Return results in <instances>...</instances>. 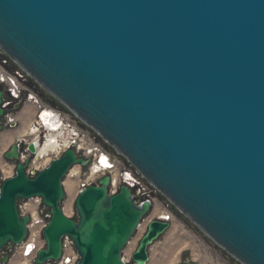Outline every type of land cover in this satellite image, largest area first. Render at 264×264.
Wrapping results in <instances>:
<instances>
[{
    "label": "water",
    "instance_id": "95a60500",
    "mask_svg": "<svg viewBox=\"0 0 264 264\" xmlns=\"http://www.w3.org/2000/svg\"><path fill=\"white\" fill-rule=\"evenodd\" d=\"M0 50L229 255L264 264V0H0ZM19 148L3 153L15 166L0 184V264L32 196L50 211L35 264L59 259L63 235L75 264L147 263L161 218L131 262L121 253L150 200L124 184L108 194L103 175L67 216L63 179L87 159L67 148L29 176Z\"/></svg>",
    "mask_w": 264,
    "mask_h": 264
},
{
    "label": "built area",
    "instance_id": "2783aa9c",
    "mask_svg": "<svg viewBox=\"0 0 264 264\" xmlns=\"http://www.w3.org/2000/svg\"><path fill=\"white\" fill-rule=\"evenodd\" d=\"M2 54L0 56V90L3 92L2 107L4 111L9 107L15 106L22 97H24V101L31 102L33 107L32 115L26 124L32 127V132L18 142L20 148L17 161L23 162L26 159L28 160L24 168L25 173L32 176L34 172L46 167L52 159L59 157L64 150L72 148L77 156L87 159L85 166L79 163L73 164L68 169L64 178H75L76 195L83 187L97 184L101 176L108 175V194H115L120 185L124 184L130 189L133 200L136 203L148 199L151 202L152 208L157 190L136 172L121 155L110 151L95 131L81 123L67 109L62 107V109H65L62 110L43 104L31 87L36 82L9 56L3 52ZM22 107L24 108V105ZM9 116L10 113L5 114L4 124H12L11 122L16 118V116L13 118ZM53 116L55 122L58 123L57 127L61 130L62 136H56V145L52 146L51 150H47L45 158L40 155L37 158L38 147L44 143L46 132L48 133L45 127L47 123H44L43 118L47 117L51 122ZM55 122L53 121V123ZM29 144H33V152L27 149ZM14 166V162H11L9 173L0 170V184L4 178L13 174ZM64 179L63 188L66 193ZM61 208L65 215L72 216V210L67 213L64 211L63 206ZM17 211L20 216L26 215L28 217L26 222L27 233L21 242L9 246L12 248V252L10 257H7L5 264H35L33 259L36 257L38 249L44 246L42 229L50 218L49 208L43 204L40 196H32L26 199H19ZM158 214L156 213V215ZM163 216L164 218H161L163 220L168 222L173 220L172 212H167ZM77 259L78 255L70 237L63 235L61 237V255L59 259L46 262L45 264H75Z\"/></svg>",
    "mask_w": 264,
    "mask_h": 264
},
{
    "label": "rangeland",
    "instance_id": "374dc122",
    "mask_svg": "<svg viewBox=\"0 0 264 264\" xmlns=\"http://www.w3.org/2000/svg\"><path fill=\"white\" fill-rule=\"evenodd\" d=\"M2 55L0 50V56ZM31 87L43 104L62 109V106L37 83L31 85ZM22 105H24V108ZM21 108L22 110H20ZM32 108V103L24 101V97H22L15 106L9 107L4 111L5 114L10 113L9 117L13 118L16 116L11 122L12 124H4L5 114H3V120L0 122L2 125L0 129V170L2 169L4 172L10 169L12 161L7 160L3 153L9 149L12 143L19 142L17 139L18 133L23 128H27L26 124L32 115ZM108 149L113 151L110 148ZM75 184V178L64 179L66 193L61 206L67 213L72 210V216H76L74 211ZM155 194L151 210L143 218L129 243L123 248L121 257L125 261L131 262V253L145 232L147 223L151 219L162 218L167 212H172L173 220L170 221V227L149 246V259L146 264H241L169 203L163 195L158 191ZM156 213L162 215H156ZM11 252L12 248L8 246L2 250V255L10 257Z\"/></svg>",
    "mask_w": 264,
    "mask_h": 264
},
{
    "label": "bare ground",
    "instance_id": "6f19581e",
    "mask_svg": "<svg viewBox=\"0 0 264 264\" xmlns=\"http://www.w3.org/2000/svg\"><path fill=\"white\" fill-rule=\"evenodd\" d=\"M43 121H44V123H47V124H45V127L47 128L48 133L46 132V137H45L44 143L42 145H39V147H38V153L36 155L37 158L39 157V155L41 157L45 158V154H46L47 150H51L56 145V143H55L56 136H59V135L62 136L61 130H59L57 127L58 123H56L54 120V116H53V120L51 122H50V120H48L47 117L43 118ZM53 121L55 123H53ZM31 132H32V127L27 126L26 129L23 128L22 131H20V133H18L17 139L22 140L27 135H30ZM9 172H10V169L7 171V173H9ZM162 218H164V217H162Z\"/></svg>",
    "mask_w": 264,
    "mask_h": 264
},
{
    "label": "trees",
    "instance_id": "16d2710c",
    "mask_svg": "<svg viewBox=\"0 0 264 264\" xmlns=\"http://www.w3.org/2000/svg\"><path fill=\"white\" fill-rule=\"evenodd\" d=\"M106 146H107V145H106ZM107 148H110V147L107 146ZM110 149H111V148H110ZM111 150H112V149H111Z\"/></svg>",
    "mask_w": 264,
    "mask_h": 264
}]
</instances>
